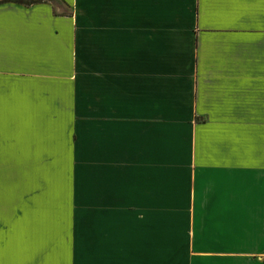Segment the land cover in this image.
I'll return each instance as SVG.
<instances>
[{"label": "crops", "instance_id": "crops-1", "mask_svg": "<svg viewBox=\"0 0 264 264\" xmlns=\"http://www.w3.org/2000/svg\"><path fill=\"white\" fill-rule=\"evenodd\" d=\"M62 1L0 5L2 227L69 222L48 264H264V0Z\"/></svg>", "mask_w": 264, "mask_h": 264}, {"label": "rangeland", "instance_id": "rangeland-1", "mask_svg": "<svg viewBox=\"0 0 264 264\" xmlns=\"http://www.w3.org/2000/svg\"><path fill=\"white\" fill-rule=\"evenodd\" d=\"M1 163L2 161L0 157V168L2 167ZM1 176H2V171L0 169V177ZM6 187H7L6 184L2 180H0V224L4 221L1 215V208L4 205L5 198L8 197L7 196L8 188ZM10 189H13L10 190L13 193H17L18 191L16 189V186ZM29 215L30 216L26 218L22 217L21 220L9 221L10 224L6 225V227L4 226L2 227L1 224L0 229L2 230L7 229L4 232H8V235L4 239L8 241L10 245L20 244L25 249H29L34 245H35L34 248L40 247L42 250L41 257L38 256L36 258L41 260L42 262L41 264H48L47 262L52 260L54 254L47 252V250L52 249L54 251L53 247L61 248L63 245L70 243V237L66 236V225H68L69 222H66L64 219L48 220V221L43 220L39 222L32 218V216H34L33 214L32 215L29 214ZM73 224H74V236H73L74 260H76V255H79V257H81L79 247L82 241V236H81L82 230H80L81 222L75 220ZM34 227L35 229H33ZM33 231H36L37 235L39 236L36 235L37 237L34 236L32 237L30 232ZM9 264H12V262H9ZM34 264H38V263H34Z\"/></svg>", "mask_w": 264, "mask_h": 264}, {"label": "trees", "instance_id": "trees-1", "mask_svg": "<svg viewBox=\"0 0 264 264\" xmlns=\"http://www.w3.org/2000/svg\"><path fill=\"white\" fill-rule=\"evenodd\" d=\"M6 3L17 4L24 7H31L37 4H50L55 15H65L62 10L64 3L62 0H0V5ZM58 9H60V12H57Z\"/></svg>", "mask_w": 264, "mask_h": 264}]
</instances>
